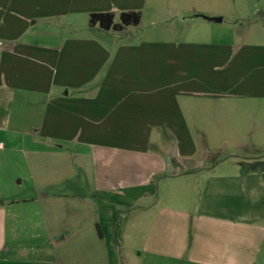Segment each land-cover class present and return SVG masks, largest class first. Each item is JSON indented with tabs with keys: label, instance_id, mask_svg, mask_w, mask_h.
Wrapping results in <instances>:
<instances>
[{
	"label": "crops",
	"instance_id": "1",
	"mask_svg": "<svg viewBox=\"0 0 264 264\" xmlns=\"http://www.w3.org/2000/svg\"><path fill=\"white\" fill-rule=\"evenodd\" d=\"M144 2L0 0V250L8 232L15 240L8 210L25 204L13 199L22 178L12 167L28 174L36 157L24 154H43L55 156L59 176L84 178L107 215L111 204L124 208L120 242L94 221L75 243L80 264H264V159L214 158L228 144L253 150L264 138V44L207 46L233 52L207 67L208 50L194 43L108 36L137 27ZM105 12L116 24L122 12H139L140 22L120 31L89 25ZM176 90L191 108L175 107ZM208 102L229 107H196ZM218 134L234 144L211 145Z\"/></svg>",
	"mask_w": 264,
	"mask_h": 264
},
{
	"label": "rangeland",
	"instance_id": "2",
	"mask_svg": "<svg viewBox=\"0 0 264 264\" xmlns=\"http://www.w3.org/2000/svg\"><path fill=\"white\" fill-rule=\"evenodd\" d=\"M193 9L200 12H194ZM218 17L222 19L219 23L213 20ZM85 21L81 17L78 25L85 24ZM87 33L79 30V36H87ZM108 36H115L117 40L112 39L119 43L135 45L153 41H169L174 45L194 43L208 50L207 67H211L220 56L231 59L233 52L222 49L221 54L216 48L207 46L223 45L235 51L237 46L264 44V0H145L142 20L137 27H129L122 35L109 33ZM260 54L261 50L258 49L251 61L258 62ZM260 76V70L253 74V77ZM175 92L176 108L185 110L192 107L187 106V99L182 97L183 91ZM163 93L166 95V90ZM196 107L215 110L229 106L208 102ZM253 108L258 106L254 105ZM217 136L218 139L212 141L211 145L219 146L224 140L233 143L229 137L221 140V134ZM230 152L240 155L249 153L248 156L263 160L264 138L256 136L253 150L230 148L228 144L226 150L214 158L225 160ZM24 153L25 150L21 156ZM75 154L84 162L79 152H73V157ZM24 155L28 160L36 159L32 160L28 174L25 171L17 172L12 167V173H20L22 178L19 184V176L14 180L13 199H23L25 204L20 203L23 205L15 206L7 212L6 223H14L15 240H12L13 236L8 232L7 243L0 250V264H80L73 255L78 250L75 243L78 239L88 238L92 234L93 222L99 220L101 224L105 222V234L106 222L110 224L111 236L106 234V237L112 238V243L120 242L117 225L121 223V212L124 211L122 206L111 204V214L107 215L103 200L88 196L84 178L78 180L70 171L62 172L63 176L55 173L57 159L54 155ZM83 162H80V168L77 169L81 176L86 174V163ZM261 165L255 164L256 167ZM177 188L179 185L176 183ZM111 201L116 202L113 198ZM62 237H65L64 241L60 240Z\"/></svg>",
	"mask_w": 264,
	"mask_h": 264
},
{
	"label": "trees",
	"instance_id": "3",
	"mask_svg": "<svg viewBox=\"0 0 264 264\" xmlns=\"http://www.w3.org/2000/svg\"><path fill=\"white\" fill-rule=\"evenodd\" d=\"M113 14L111 12L94 13L89 17V25H97L103 30L120 31L124 26L133 25L136 26L140 22L139 12H122L120 14V23H114Z\"/></svg>",
	"mask_w": 264,
	"mask_h": 264
},
{
	"label": "water",
	"instance_id": "4",
	"mask_svg": "<svg viewBox=\"0 0 264 264\" xmlns=\"http://www.w3.org/2000/svg\"><path fill=\"white\" fill-rule=\"evenodd\" d=\"M213 20H214V21H218V22L220 21V19H219V18H218V19H213Z\"/></svg>",
	"mask_w": 264,
	"mask_h": 264
}]
</instances>
